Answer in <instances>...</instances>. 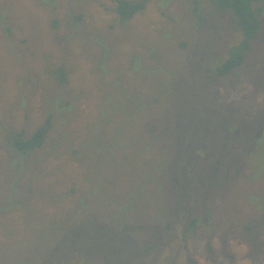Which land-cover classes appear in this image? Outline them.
<instances>
[{"label":"rangeland","instance_id":"obj_1","mask_svg":"<svg viewBox=\"0 0 264 264\" xmlns=\"http://www.w3.org/2000/svg\"><path fill=\"white\" fill-rule=\"evenodd\" d=\"M195 1L0 0V264H264V23L211 79L242 34Z\"/></svg>","mask_w":264,"mask_h":264},{"label":"trees","instance_id":"obj_2","mask_svg":"<svg viewBox=\"0 0 264 264\" xmlns=\"http://www.w3.org/2000/svg\"><path fill=\"white\" fill-rule=\"evenodd\" d=\"M195 2L194 13L198 14L200 9L199 0ZM213 5L231 11L233 14L232 22L240 29L242 38L240 42L231 47L228 55L217 65V68L210 69L207 72V77L211 79L226 77L246 62L250 51L253 49V41L258 36L264 23V0H214ZM145 8L146 0H116L115 11L119 21L124 23ZM81 18L82 15H79L75 20ZM204 21H206V18L200 17L198 22L204 23ZM56 72L60 83H65L68 80V71L64 67H59ZM150 101L148 100L147 103ZM194 105L200 107L198 103H194ZM53 127V116L49 114L30 135H27L24 130L12 129L8 132L10 146L25 157L37 148L44 146ZM198 224V218L190 219L186 223L185 231H195Z\"/></svg>","mask_w":264,"mask_h":264}]
</instances>
